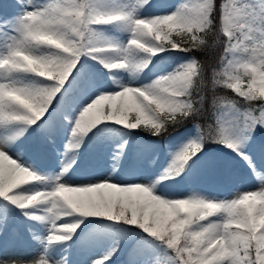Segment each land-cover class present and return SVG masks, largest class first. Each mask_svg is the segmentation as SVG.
<instances>
[{"label":"snow or ice","instance_id":"obj_1","mask_svg":"<svg viewBox=\"0 0 264 264\" xmlns=\"http://www.w3.org/2000/svg\"><path fill=\"white\" fill-rule=\"evenodd\" d=\"M0 9V236L18 231L10 208L45 229L39 236L26 226L40 253L0 255V264H72L78 243L98 252L92 264H113L121 235L134 241L129 264H264V174L245 151L264 129V0H12ZM155 9L164 14H144ZM210 49L212 64L190 55ZM165 53L185 55L160 67ZM84 60L102 68L110 83L104 86ZM149 73L155 78L137 85ZM209 89L207 129L194 124L195 136L176 143L159 176L137 169L116 182L103 176L68 184L86 138H121L111 153L115 175L130 134L177 132L208 109ZM33 126L45 140L68 130L54 175L20 158L18 141ZM209 143L238 156L258 187L223 199L174 194L178 178L195 166L219 168L205 151Z\"/></svg>","mask_w":264,"mask_h":264},{"label":"rangeland","instance_id":"obj_2","mask_svg":"<svg viewBox=\"0 0 264 264\" xmlns=\"http://www.w3.org/2000/svg\"><path fill=\"white\" fill-rule=\"evenodd\" d=\"M12 0H0L2 3H11ZM172 3L173 0H168ZM14 9H5L6 15H11ZM164 9H155L152 12L144 13L146 15H161L164 14ZM3 14V9H0V15ZM126 39L125 37H122ZM169 59H165L159 63L160 67H167L169 63L174 61L171 57H182V53H165L163 54ZM86 69L90 72H99L103 77V69L99 68L94 61H82ZM170 70V69H169ZM126 82L128 77L126 74H120ZM155 78V73H149L141 77L139 83H149L151 79ZM104 86H107L106 77ZM223 94V93H219ZM209 105L208 112L211 109V93L209 89ZM210 120L208 121V123ZM207 123V124H208ZM122 127V126H116ZM207 129V127H206ZM205 129V130H206ZM139 131V130H136ZM194 125L188 129L169 135L163 141L153 138V136H141L132 133L128 139L129 148L125 152L126 159H122L120 168L115 175L112 174L111 153L116 146L121 142V138L114 134L104 133L94 139H85L81 146L79 153L76 155V164L73 171L66 177L68 184L78 186L87 181H94L103 176H111L113 182H116L117 177L120 179L130 178L138 169L148 178H155L159 176L169 165L172 157L171 152L176 150L177 142L183 141L187 138L195 136ZM68 139V130L65 129L57 134L52 140H45L43 132L40 128L33 126L29 128L25 137L20 143V158L26 160L31 164L35 170L41 175H54L60 170L61 160L65 152V145ZM152 146V150L145 153L143 146ZM211 146L205 149L206 153L213 155L219 162V168L214 171L201 172L200 166L197 165L196 171L188 173L183 178H178L179 183L174 186L172 191L174 194L186 197L193 191L199 192L202 195H215L223 199L230 198V193L236 190L254 191L258 184L255 178L250 174L247 165L234 153L229 152L216 144H208ZM245 151L255 160L258 170L264 174V129L258 128L253 135L251 141L245 147ZM11 154V153H10ZM13 158H17L13 156ZM135 165V168H133ZM165 189H157V192ZM9 211L16 217V222L19 225L18 231L15 234H4L0 236V255L4 258H19L30 259L42 251V245L34 241L31 234L28 232V222L21 215L20 211L15 208H10ZM94 226H89L85 232H90ZM31 228L34 233L39 236L45 234L44 226L31 223ZM119 235V234H114ZM122 250L120 254L114 258L113 264H129V261L136 257L131 252L134 241L126 236L121 235ZM98 254L95 250H87V245L77 244L72 253V264H92V260ZM59 252H57V258Z\"/></svg>","mask_w":264,"mask_h":264},{"label":"trees","instance_id":"obj_3","mask_svg":"<svg viewBox=\"0 0 264 264\" xmlns=\"http://www.w3.org/2000/svg\"><path fill=\"white\" fill-rule=\"evenodd\" d=\"M218 2H219V0H218ZM211 44H212V49H215L216 48L215 40H212ZM190 55L196 56V58L198 60H201L202 62H205L206 64L215 63V59H216V53L214 51H212L211 49H210V52L208 54H205V53H191ZM208 110L209 109H207L203 115L197 117L194 121L193 120L186 121L185 124L182 127H180L177 132H180L182 130L188 129L191 126H193L194 124H197V123L200 124L203 129H206L207 123L209 121ZM177 132H173L172 134L177 133ZM134 133L135 134H139V135L144 136V137L149 136L147 133L142 132V131H138V132H134ZM168 136H165V137H155V136H153V138H156L158 140L163 141ZM210 147L211 146H209L208 144L205 145V149L209 150Z\"/></svg>","mask_w":264,"mask_h":264},{"label":"bare ground","instance_id":"obj_4","mask_svg":"<svg viewBox=\"0 0 264 264\" xmlns=\"http://www.w3.org/2000/svg\"><path fill=\"white\" fill-rule=\"evenodd\" d=\"M26 135V134H25ZM252 191V190H251ZM19 211V210H18Z\"/></svg>","mask_w":264,"mask_h":264}]
</instances>
